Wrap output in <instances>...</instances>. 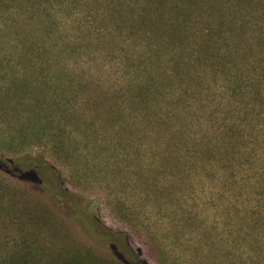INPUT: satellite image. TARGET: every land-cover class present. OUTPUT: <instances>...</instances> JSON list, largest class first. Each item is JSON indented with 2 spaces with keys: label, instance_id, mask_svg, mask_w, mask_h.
Masks as SVG:
<instances>
[{
  "label": "rangeland",
  "instance_id": "374dc122",
  "mask_svg": "<svg viewBox=\"0 0 264 264\" xmlns=\"http://www.w3.org/2000/svg\"><path fill=\"white\" fill-rule=\"evenodd\" d=\"M113 1L0 0V156L43 158L62 174L57 191L98 223L89 230L53 205L44 186L0 171V264H122L97 242L102 227L126 233L131 253L148 264H264V233L253 231L257 217L243 212L264 199L238 185H253L262 164H251L257 171L244 165L246 173L236 167L231 194L221 176L166 163L171 152L157 139V120L143 108L129 67L149 31L132 34L121 20L130 16L110 13ZM147 1L125 2L142 8ZM207 6L168 0L169 8L189 11L187 24L201 31L207 15L200 8ZM206 85L201 99L187 102L191 109L208 103V113L227 99L223 78Z\"/></svg>",
  "mask_w": 264,
  "mask_h": 264
},
{
  "label": "trees",
  "instance_id": "16d2710c",
  "mask_svg": "<svg viewBox=\"0 0 264 264\" xmlns=\"http://www.w3.org/2000/svg\"><path fill=\"white\" fill-rule=\"evenodd\" d=\"M125 1L114 0L116 6L111 7L110 13L120 18L130 16V22L127 17L121 20L132 34L143 27L150 33L148 39H136L137 46L145 42V48L137 56L136 65H132V60L129 67L135 69L131 80L137 83L143 108H149L157 120V139L163 140L171 152L166 163L175 169L182 165L186 172H203L208 179L217 180L221 176L224 191L232 194L238 166L242 173L257 171L251 167L255 162L264 169V154H261L264 153V0H182L189 5L198 1L208 5L206 9L200 8L207 15V21L201 22L202 31L187 24L189 11L169 8L168 0H148L142 8ZM138 11H143V16ZM167 13L178 17L172 19ZM215 78H223L226 84L227 99L208 112H216L219 120L208 115V103L199 102L196 108L200 114L187 103L201 99L198 92L204 91L208 81ZM175 81L177 87L186 88L174 89ZM197 125L199 130H195ZM248 163L249 169L244 170ZM0 171L20 181L44 186L52 193L53 205L84 219L89 230H96L98 223L92 218L88 220L84 205L57 191L62 174L56 173L43 158L21 161L0 156ZM246 178L252 179L250 175ZM238 185L252 192L248 195L264 199V170L253 185L243 184L241 180ZM89 204L95 208V202ZM243 212L257 217L251 228L264 233V227L258 230L264 226V206L260 208L257 202L254 210L243 207ZM96 239L122 264H148L140 255L131 253L126 233L102 227Z\"/></svg>",
  "mask_w": 264,
  "mask_h": 264
}]
</instances>
